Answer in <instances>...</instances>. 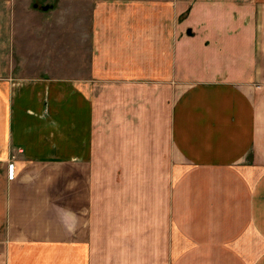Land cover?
<instances>
[{
	"label": "crops",
	"instance_id": "crops-1",
	"mask_svg": "<svg viewBox=\"0 0 264 264\" xmlns=\"http://www.w3.org/2000/svg\"><path fill=\"white\" fill-rule=\"evenodd\" d=\"M91 1L82 78L0 3V264H264V0Z\"/></svg>",
	"mask_w": 264,
	"mask_h": 264
},
{
	"label": "rangeland",
	"instance_id": "rangeland-1",
	"mask_svg": "<svg viewBox=\"0 0 264 264\" xmlns=\"http://www.w3.org/2000/svg\"><path fill=\"white\" fill-rule=\"evenodd\" d=\"M9 1L14 17L16 76L48 72L62 77L88 76L92 57L91 0ZM0 9H4L2 4ZM75 11L80 20L74 46L61 22H69L76 15ZM57 13L66 14L63 21Z\"/></svg>",
	"mask_w": 264,
	"mask_h": 264
},
{
	"label": "built area",
	"instance_id": "built-area-1",
	"mask_svg": "<svg viewBox=\"0 0 264 264\" xmlns=\"http://www.w3.org/2000/svg\"><path fill=\"white\" fill-rule=\"evenodd\" d=\"M8 176H9L10 179L11 178L13 179L14 176H15V173H14V163H10L9 164Z\"/></svg>",
	"mask_w": 264,
	"mask_h": 264
},
{
	"label": "water",
	"instance_id": "water-1",
	"mask_svg": "<svg viewBox=\"0 0 264 264\" xmlns=\"http://www.w3.org/2000/svg\"><path fill=\"white\" fill-rule=\"evenodd\" d=\"M45 9H47V6L45 7Z\"/></svg>",
	"mask_w": 264,
	"mask_h": 264
}]
</instances>
